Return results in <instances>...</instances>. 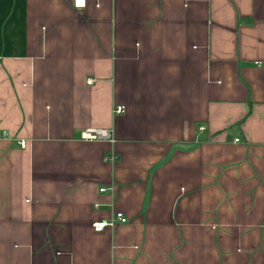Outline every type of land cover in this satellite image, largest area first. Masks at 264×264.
Masks as SVG:
<instances>
[{
  "label": "crops",
  "instance_id": "0c3cea01",
  "mask_svg": "<svg viewBox=\"0 0 264 264\" xmlns=\"http://www.w3.org/2000/svg\"><path fill=\"white\" fill-rule=\"evenodd\" d=\"M0 264H264V0H0Z\"/></svg>",
  "mask_w": 264,
  "mask_h": 264
},
{
  "label": "built area",
  "instance_id": "2783aa9c",
  "mask_svg": "<svg viewBox=\"0 0 264 264\" xmlns=\"http://www.w3.org/2000/svg\"><path fill=\"white\" fill-rule=\"evenodd\" d=\"M73 3L75 6L80 7L84 5V0H73ZM92 78H88V82H92ZM113 113H121L124 111V106L119 104V105H114L112 109ZM81 136L86 139H97V138H106L109 136V132L104 129V128H91L88 127L84 129L81 132ZM20 145H24V141L20 140L19 141ZM104 160L105 161H114L117 157L114 153H107L104 155ZM104 187H100L99 191H104ZM127 221V217L120 211H116L113 213L112 217L108 219H95L91 222V226L95 231H101L105 227H111L115 225L117 222H125Z\"/></svg>",
  "mask_w": 264,
  "mask_h": 264
}]
</instances>
